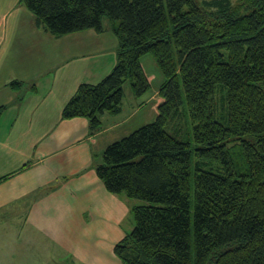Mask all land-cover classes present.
<instances>
[{"label": "trees", "instance_id": "obj_1", "mask_svg": "<svg viewBox=\"0 0 264 264\" xmlns=\"http://www.w3.org/2000/svg\"><path fill=\"white\" fill-rule=\"evenodd\" d=\"M234 2L18 0L55 38L111 21L115 66L81 83L62 119L97 132L98 115L121 112L126 80L148 92L145 55L164 78L155 120L95 169L109 193L147 203L115 247L122 264H264V0Z\"/></svg>", "mask_w": 264, "mask_h": 264}, {"label": "rangeland", "instance_id": "obj_2", "mask_svg": "<svg viewBox=\"0 0 264 264\" xmlns=\"http://www.w3.org/2000/svg\"><path fill=\"white\" fill-rule=\"evenodd\" d=\"M102 25V33L84 31L55 38L32 21L17 42L18 68L4 65L5 75L34 68L33 78H53L70 70L74 76H102L92 82L97 84L115 66L118 47L107 16ZM5 57L10 61L8 54ZM67 59L72 63L64 69L61 63ZM140 63L149 80L148 92L135 97L126 80L122 112L98 115L105 131L94 140L85 138L81 147L47 157L42 165H35L33 152L5 154L0 149V264H122L115 247L134 227L132 209L147 203L109 193L95 169L108 145L152 123L158 114L164 78L150 54ZM11 117L7 112L0 120V137ZM40 119L36 127L46 123ZM86 146L94 151L88 154ZM73 156H80L77 163Z\"/></svg>", "mask_w": 264, "mask_h": 264}, {"label": "crops", "instance_id": "obj_3", "mask_svg": "<svg viewBox=\"0 0 264 264\" xmlns=\"http://www.w3.org/2000/svg\"><path fill=\"white\" fill-rule=\"evenodd\" d=\"M32 21L33 15L23 5L18 4V0H0V120L7 112L12 116L7 122L6 133L0 137V149H3L5 154L18 153L21 150H24L26 155L33 152L35 165H42L45 158H52L63 150L81 147L86 143L83 141L85 138L94 140L93 137L104 133L105 128L102 126L97 132H91L87 119L61 118L63 106L77 87L81 83L98 81L102 76L92 77L91 73H87V76H74L69 70L61 71L59 77L54 74L53 78H33L30 70L34 68L21 70L22 72L15 76H6L4 65H8L6 68L11 65L18 68L17 42L22 40L26 27L29 28ZM86 31L95 32L91 29ZM6 54L10 61H6ZM71 63V60L67 59L61 65L65 69ZM84 70L85 68L81 69V72ZM12 82H19L20 85H12ZM37 118H41L40 123L42 118L46 123L36 127L35 124L39 123ZM13 133L16 134L12 136ZM84 148L88 150V154L94 151L90 146ZM73 157L77 163L80 156Z\"/></svg>", "mask_w": 264, "mask_h": 264}]
</instances>
